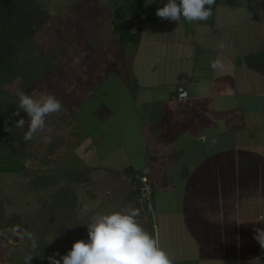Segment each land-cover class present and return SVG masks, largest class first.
I'll return each instance as SVG.
<instances>
[{
  "label": "crops",
  "instance_id": "1",
  "mask_svg": "<svg viewBox=\"0 0 264 264\" xmlns=\"http://www.w3.org/2000/svg\"><path fill=\"white\" fill-rule=\"evenodd\" d=\"M96 16L85 17L81 33L86 36L82 38L86 41L87 34L97 32L93 37L106 40V33L112 31L115 35L107 37L109 46L118 40L114 29L117 18L101 25ZM212 22L206 32L216 33L214 41L191 43V33L192 37L186 34L182 42L178 41L190 45L188 48H173L179 59L189 57L191 52L197 60L201 58L200 65L208 69L204 70L206 74L193 77L194 83L189 86L182 80H172L169 84L173 88L166 91L163 101H146L145 97L137 101L144 93V83L138 73L132 75V81L122 71L133 61L131 53H125V64L120 66L118 58H110L107 66H101L98 61L88 64L82 57L83 63L77 64L76 70L79 75H91L93 87L84 93L73 88L79 138L76 147L84 144L80 153L84 158L87 150L97 153L108 140L110 135L103 123L116 114L117 104L111 101L112 91L116 98L114 88L106 87L100 90L102 95L93 97L87 120L78 110L95 90L102 88L105 78L118 77V82L126 83L123 90L129 89V97L123 101L128 99L131 106L122 109L124 118L120 123H113L123 131L119 147L124 149L126 162L110 165L98 159L85 166L112 173L125 170L130 176L129 181L124 176L130 196L133 172L148 176L155 190L157 222L150 223L139 215L137 221L144 219L139 224L159 242L172 264H264V249L253 239L254 229L264 228V0H240L237 19L227 22L218 17ZM147 29L144 27L134 44L140 42ZM223 29L229 30L226 35ZM173 42L177 41L168 43ZM220 44L225 47L221 49ZM217 60L223 67L213 69L211 64ZM179 86L189 91L186 101L178 98ZM140 102L148 112L141 111ZM90 122L95 134L88 127ZM138 147L140 162L130 154ZM9 148L18 154L17 145ZM130 209L136 210L134 205Z\"/></svg>",
  "mask_w": 264,
  "mask_h": 264
},
{
  "label": "rangeland",
  "instance_id": "2",
  "mask_svg": "<svg viewBox=\"0 0 264 264\" xmlns=\"http://www.w3.org/2000/svg\"><path fill=\"white\" fill-rule=\"evenodd\" d=\"M38 1L51 15L50 21L32 38L20 44L18 51L0 67V264H25L30 255L33 258L29 264H50L48 257L53 253L65 255L75 241L88 239L87 223L92 215L132 208L130 185L126 181L129 174L125 170L112 173L104 168L97 171L85 166V163L93 164L98 159L110 165L125 164L124 149L119 147L123 131L116 129L113 123L117 125L123 120L122 109L131 108L128 99L123 101L125 96L129 97V89L124 91L126 83L118 82L116 76L105 78L102 88L95 90L82 103L78 113L81 116L84 114L86 119L88 105L95 95H102L106 87H112L116 92L115 98L112 91L111 99L113 104H117L116 114L103 123L110 135L108 140L103 141L99 152L94 153L90 148L92 152L87 150L82 158L80 153L84 144L76 147L79 138L73 108L77 103L73 100L76 92L73 88L84 93L93 87L92 76L79 75L76 70L77 64L83 63L82 57L88 64L98 61L101 66H107L110 58L113 61L118 58L120 66L125 64V53H131L133 61L123 66L122 71L132 81V75L138 73L144 83V93H140V99L136 100L141 101L145 97L146 101H163L167 98L166 91L173 88L169 82L182 80L189 86L194 83L193 77L206 74L204 70H208L200 65L201 58L197 60L192 52L189 57H176L174 50L179 48V51H183L190 46L178 41L182 42L186 34L192 33L194 37L191 43L195 40L211 43L216 33L211 31L208 34L206 30L213 25L214 19L220 17L228 22V19L234 21L240 15V0H216L221 4L215 5L212 17L194 23H188L183 18L178 22H169L157 17V8L163 7L167 0H136V3L142 2L148 16L141 15L135 19L129 16L133 0ZM122 14H126L122 20L123 27L133 25L134 28H148L140 42L134 44V41L125 40L121 45L118 35V40L114 39L108 46L107 37H110V33L115 35L112 31L106 33V40L93 37L97 32H92V36L85 32L86 41L82 38L86 35L81 33V27L88 15H97L101 25H107L112 18H119ZM227 31L222 34L226 35ZM170 40L177 42L169 44ZM87 68L90 69L91 65ZM161 82L167 85L163 86ZM18 91L28 94L47 91L61 101L62 110L46 117L50 132L37 133L32 140L24 139L27 123L23 128L15 127L20 118L28 120L22 111L18 116L14 115L18 110ZM130 94L132 97L136 95ZM140 103L141 111L148 112L146 106ZM92 126L90 122L88 127L95 134ZM48 136L51 137L50 142L45 139ZM15 145L19 148L18 154L9 148ZM140 153V147L132 148L130 152L139 162ZM105 164L103 167L107 168ZM121 176L127 179L123 180ZM144 219H139L138 223ZM56 259H60V256H56Z\"/></svg>",
  "mask_w": 264,
  "mask_h": 264
},
{
  "label": "clouds",
  "instance_id": "3",
  "mask_svg": "<svg viewBox=\"0 0 264 264\" xmlns=\"http://www.w3.org/2000/svg\"><path fill=\"white\" fill-rule=\"evenodd\" d=\"M215 3L216 0H167L155 14L169 22H178L182 18L188 23L204 22L212 17ZM219 47L223 49L225 45ZM211 67L222 68L223 64L217 60ZM17 96L19 104L14 115L18 116L22 111L28 117L27 121L22 117L15 123L17 128H23L27 123L24 139L32 140L37 133L50 132L46 117L62 110L61 101L47 91L32 94L18 91ZM45 139L51 141L50 136ZM138 215L134 209L92 215L87 223L88 239L75 241L65 255L53 253L48 257L50 264H172L159 242L138 223ZM253 239L264 249V228H255ZM32 258L28 256L25 264Z\"/></svg>",
  "mask_w": 264,
  "mask_h": 264
},
{
  "label": "trees",
  "instance_id": "4",
  "mask_svg": "<svg viewBox=\"0 0 264 264\" xmlns=\"http://www.w3.org/2000/svg\"><path fill=\"white\" fill-rule=\"evenodd\" d=\"M129 11V16L133 19L140 18L141 15L147 13L142 2L136 3V0L130 3ZM50 16L43 3L38 0H0V67L18 51L20 44L32 38L44 27L50 20ZM125 17L126 14H122L116 19L118 23L114 22V29L122 42L125 40L135 42L140 37L144 27L138 26L134 28L133 25L123 27L122 20ZM137 174L138 172H133L132 178H135ZM130 199L139 213L134 190ZM139 216L143 217L140 213Z\"/></svg>",
  "mask_w": 264,
  "mask_h": 264
},
{
  "label": "built area",
  "instance_id": "5",
  "mask_svg": "<svg viewBox=\"0 0 264 264\" xmlns=\"http://www.w3.org/2000/svg\"><path fill=\"white\" fill-rule=\"evenodd\" d=\"M177 93L180 100L186 101L189 97V91L183 86L178 87ZM131 181L133 190L135 191V201L138 204L139 213L148 222L154 224L157 219V213L153 199V184L150 182L148 176L141 173H138L135 178H131Z\"/></svg>",
  "mask_w": 264,
  "mask_h": 264
}]
</instances>
